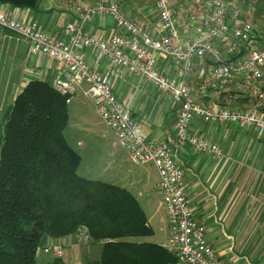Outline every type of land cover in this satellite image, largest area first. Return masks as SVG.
I'll return each mask as SVG.
<instances>
[{
	"label": "crops",
	"instance_id": "obj_1",
	"mask_svg": "<svg viewBox=\"0 0 264 264\" xmlns=\"http://www.w3.org/2000/svg\"><path fill=\"white\" fill-rule=\"evenodd\" d=\"M115 1L127 16L149 31H156L158 14L154 0ZM238 1L242 8L251 11L249 18L255 23L258 13L256 2ZM94 2L95 0H40L38 9L0 3V12L23 22L37 21L47 34L66 40L68 37L66 25L80 21L77 7L86 8ZM150 3L153 4V8ZM177 3H180L179 6ZM173 6L180 23L181 37L188 41L194 34L191 26L188 27L189 14L200 15L201 5L197 4L196 0H173ZM255 25L262 35L261 42L264 43V24ZM84 29L87 33L104 40L119 31L115 19L107 14L93 16L84 25ZM246 51V48L242 47L239 54L228 58L242 56ZM83 54L93 70L111 76L113 91L131 110L150 139L156 142L174 140L178 108L167 92L107 59L97 62L94 48H86ZM7 62L11 68L0 74V105L11 101L12 106L31 81L39 80L52 85L61 73L57 61L45 55L31 54L25 40L0 28V66L5 65L8 68ZM196 62L195 72L189 82L198 98L206 105L231 104L235 108L264 111V97L252 92L238 91L235 86H229L221 91L213 89L206 92L197 91L200 76L210 67L211 61L205 59ZM158 66L164 74L177 77L179 68L173 58L159 55ZM86 88L87 84H83L77 89L71 101L76 100L74 112L81 116L80 123L86 128L93 126L87 111L93 114L97 123L106 125L105 128L98 129L100 137H110L109 156L118 157L120 162L118 171L111 177L124 179L122 184L117 185L129 189L139 200L153 229L149 236L156 237L158 232L163 233L160 242H145L167 248L170 229L167 212L157 190L160 177L156 166L153 163L137 165L129 152L121 148L115 134L99 115L94 100L85 93ZM261 91H264V85ZM69 114L71 118L70 110ZM190 130L208 145L220 150L219 153L204 152L188 144L176 151L177 159L184 169L183 187L191 202L195 218L206 225L209 242L221 258L232 264H264V135H259L254 125L207 122L199 117L191 121ZM77 145L82 150L84 142L78 140ZM81 156L83 160V155ZM128 161L137 166H127ZM52 242H59L64 246V256L60 259L62 264H97L102 255V251L97 250L98 246L103 250L102 242L92 240L79 242L74 234L58 239L46 237L41 246ZM38 263L48 264L46 254L40 250L37 254Z\"/></svg>",
	"mask_w": 264,
	"mask_h": 264
},
{
	"label": "built area",
	"instance_id": "obj_2",
	"mask_svg": "<svg viewBox=\"0 0 264 264\" xmlns=\"http://www.w3.org/2000/svg\"><path fill=\"white\" fill-rule=\"evenodd\" d=\"M154 2L158 14L155 32L127 16L115 0H95L86 8L77 7L80 21L66 25V40L47 34L37 21L23 22L3 12H0V28L25 40L31 54L45 55L58 62L61 73L52 85L68 95L69 103L77 89L87 84L85 93L94 100L99 115L115 134L118 144L129 152L135 163L156 166L160 177L157 190L170 229L167 249L184 264H232L219 256L209 242L206 225L195 218L183 187L184 169L176 151L191 144L204 152H220L191 132L190 123L195 117L207 122L254 125L259 135H264V111L206 105L189 82L196 60L209 59L211 65L202 72L197 91H221L235 86L238 91L264 97L261 91L264 85L262 35L249 18L251 11L242 8L238 0H196L201 5V14H189L188 27L191 26L194 34L184 41L173 0ZM99 14L111 15L116 21L119 31L109 39H100L84 29V25ZM89 47L94 48L97 62L107 59L150 81L173 98L178 116L172 142H156L147 136L131 110L113 91L111 76L88 65L83 51ZM242 47L247 50L244 55L228 58L239 54ZM159 55L173 58L179 68L177 77L160 70ZM75 236L79 242L91 240L86 228H80ZM43 250L56 258L64 255V246L59 242Z\"/></svg>",
	"mask_w": 264,
	"mask_h": 264
},
{
	"label": "trees",
	"instance_id": "obj_3",
	"mask_svg": "<svg viewBox=\"0 0 264 264\" xmlns=\"http://www.w3.org/2000/svg\"><path fill=\"white\" fill-rule=\"evenodd\" d=\"M38 9L40 0H0ZM68 95L27 84L5 114L0 150V264H37L46 237L86 228L102 242L97 264H178L167 248L133 238L153 229L127 188L79 174L82 156L69 143ZM60 264V262H56Z\"/></svg>",
	"mask_w": 264,
	"mask_h": 264
},
{
	"label": "rangeland",
	"instance_id": "obj_4",
	"mask_svg": "<svg viewBox=\"0 0 264 264\" xmlns=\"http://www.w3.org/2000/svg\"><path fill=\"white\" fill-rule=\"evenodd\" d=\"M254 1L256 2L258 6V13L255 18L256 19L255 23L261 26L262 24H264V0H254ZM179 4L180 3H177L176 5L179 6ZM150 6L152 7L153 4L150 3ZM7 66L8 68L5 67V65L0 66V74H2V72L5 71V69L9 70V68H11V65L9 64V62H7ZM10 102L11 101H7L5 104L0 105V150H1L2 141H3V134H4L5 114L8 111L9 107L11 106ZM0 104H1V101H0ZM75 104H76V100L69 103V110L71 113V118H70V121H69V124L67 126L65 133H66V137L69 143L71 144V146H73L83 155V160L78 169L79 174L87 178H90V179L102 180L105 182H110V183H115V184H120V183L122 184L124 179H117V177H111L112 174L118 171V168L120 167L119 166L120 162H119L118 157L113 158L109 156V154L111 155V151H110L111 144H110V139H109L110 137L109 138L100 137L101 133L98 130L100 128H105L106 125L104 123H101V124L97 123V121L94 120L93 114L90 111H87L88 113L87 115H88V118H90V121L93 124V126L86 128L83 125H81L80 123L81 116L78 115L76 112H74ZM228 105L230 107H234L231 104H228ZM240 109H246V108L240 107ZM78 140H81L84 142L83 148L81 147L82 150L78 148L79 147L77 145ZM137 165L133 162L132 163H130L129 161L127 162V166H130V167L137 166ZM152 197L154 196L152 195ZM161 234L163 233L158 232L156 237L145 236V237L133 238V240L160 242ZM44 247L40 249L41 253L44 252L43 250ZM100 248L101 247L99 246L97 247L98 252L102 251ZM45 254L47 256L48 264H56V262H60V259H62L64 256L63 255L61 258H56L48 253H45ZM38 264H44V263H38ZM178 264H184V263L178 260Z\"/></svg>",
	"mask_w": 264,
	"mask_h": 264
}]
</instances>
